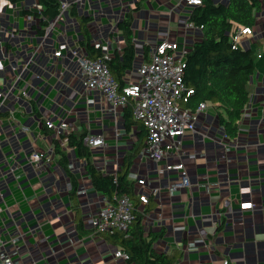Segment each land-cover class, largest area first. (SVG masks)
Segmentation results:
<instances>
[{
	"label": "crops",
	"instance_id": "obj_1",
	"mask_svg": "<svg viewBox=\"0 0 264 264\" xmlns=\"http://www.w3.org/2000/svg\"><path fill=\"white\" fill-rule=\"evenodd\" d=\"M123 1L127 15L131 14L134 19L139 64L145 46L152 49L176 35L177 42L181 43L178 31L181 23L190 20L191 7L179 6L176 0ZM261 1L254 35L243 37L240 46L244 50L253 49L257 57L262 58L257 59L256 73L249 87L250 101L240 121L238 138L233 140L227 136L220 112L209 103L197 131L188 133L183 141L190 189L171 196L170 186L179 183L181 175L173 172L159 178L145 150L131 168L130 180L136 184L140 179L148 181L149 203L143 205L138 196L139 204L133 201L142 212L146 211L145 229L148 234L158 236L154 248L172 257L174 264H224L227 261L229 264H264V0ZM87 2L96 12L97 23L102 28L98 41L104 45L109 42L112 54L121 50L124 39L120 33L112 35L111 26L120 19L122 0H89L86 7H77L89 16L90 13L85 12ZM184 9L189 11L188 15L176 14ZM140 12L142 22L138 27ZM72 13L73 10L66 19L76 23ZM21 17L22 14L17 24L20 28L25 27ZM2 21L7 22L4 18ZM68 34V39L53 35L36 56L19 85L27 88L30 99L11 106L15 111L13 119L5 117L0 127L3 241L16 264H129L115 258V253L123 249L110 240L111 235L97 236L94 232L92 221L109 200L94 189L86 162L63 143L73 165L69 169L72 180L55 160V141L59 138L41 121L47 116L56 126L69 123L70 133L85 130L88 135H105L106 147L93 151L92 160L107 175L118 173L124 157L138 141L135 129L128 134L122 127L123 110L119 122L122 136L117 142L111 108L104 106L96 93L85 96L79 66L68 52H64L59 61L50 62L49 56L67 42L70 47H76L78 25L76 31L70 28ZM185 36L184 43L193 44L200 40L201 33L194 32L191 38L188 34ZM38 45L36 31L9 46L7 56L23 62L27 53ZM137 71H133V77ZM226 138L230 152L223 146ZM36 152L46 156L38 168L30 162ZM73 182L78 192L74 191ZM150 189L160 191L154 195ZM246 201L255 204L253 211H241V204ZM15 224L26 235V240L17 245L12 243L17 236Z\"/></svg>",
	"mask_w": 264,
	"mask_h": 264
},
{
	"label": "built area",
	"instance_id": "obj_2",
	"mask_svg": "<svg viewBox=\"0 0 264 264\" xmlns=\"http://www.w3.org/2000/svg\"><path fill=\"white\" fill-rule=\"evenodd\" d=\"M86 1L89 0H65L61 2L60 13L58 17L50 22L46 27L40 26L44 18L32 15L31 12L41 13L38 0L33 7H29L28 1L21 4H15L8 0H0V127L4 123V118L12 120L14 117V109L18 102L29 100L27 88H20V82L23 81L24 74L34 64L35 58L45 48L47 42L53 35L65 37L68 39L69 29L77 30L75 22L69 23L66 15L72 12L74 7H86ZM142 2L143 0H137ZM202 1L181 0L180 5L195 8L202 6ZM227 1V0H222ZM7 3V4H6ZM6 4V5H5ZM88 8L85 12H89L93 18L94 25L91 24L92 33L97 35L102 28L97 23V14L87 2ZM121 5L123 11L120 19L111 26V34H119L118 24L126 18V4L122 0ZM134 9L136 4L132 5ZM25 10L28 11L26 16L21 17L25 23V27L17 26L20 14ZM88 13V14H89ZM6 19L7 22L2 20ZM8 18L11 21H8ZM7 25H10L9 27ZM37 26L36 28H33ZM196 28L190 20L185 23V35ZM38 34L39 45L33 47L31 53H27V57L23 62L17 58L7 56L9 46H12L17 40L24 38V35L36 32ZM253 29L240 30L235 38V46H241L243 37L253 36ZM27 37V36H26ZM76 47H70L67 42L57 52L49 56L50 62L59 61L64 57V52H68L70 58L79 66L80 76L84 87L85 96L93 93L98 94L102 99V104L111 108L115 117L114 137L117 142L120 140L122 133L119 129V122L122 119V113L129 105V100L134 102V118L136 121L144 124L148 132V145L144 153L149 162L156 168L159 178H163L167 174L177 172L181 175L179 183L171 184V196L178 191L191 188L190 177L186 167L184 157L186 152L183 148V141L188 133L194 134L197 131V124L201 117L206 114L209 105L202 103L196 111L184 109V105L188 103V98L195 94L194 90L187 89L184 84L185 57L188 55L190 48L187 42L181 44L177 41H170L160 44L151 49L149 57H141V67L137 71V82L134 80L133 72L130 77H126V88L123 94L120 93L119 84L114 80L107 61L112 58L110 43L102 44L97 41V47H103L105 56L98 60L89 57L86 50L79 44V35H76ZM23 47L22 43L19 44ZM258 58H262L261 55ZM41 121L45 126L59 138L63 133H70L71 127L69 123H62L56 126L44 116ZM227 138L223 143L226 152H230V144ZM85 145L93 151L106 147L105 135L89 134L85 139ZM118 147V146H117ZM46 159L44 153L36 152L30 157V162L38 168V164ZM51 160H48V163ZM73 168V165L70 166ZM148 181L140 179L136 185V194L143 205L149 203L147 193ZM159 189L151 190L154 195L159 193ZM255 204L252 201H246L241 204V211H253ZM0 208V214L2 213ZM135 207L127 195L115 198L114 202H108L104 210L93 219L92 227L97 236L112 234L115 232H127L135 220ZM17 236L12 241L14 245L18 242L26 240V235L15 224ZM115 258L128 262L130 257L122 250L115 253ZM0 264H16L13 256L6 250V244L3 241V232L0 229ZM224 264H229L225 262Z\"/></svg>",
	"mask_w": 264,
	"mask_h": 264
},
{
	"label": "trees",
	"instance_id": "obj_3",
	"mask_svg": "<svg viewBox=\"0 0 264 264\" xmlns=\"http://www.w3.org/2000/svg\"><path fill=\"white\" fill-rule=\"evenodd\" d=\"M8 1L21 4L29 0ZM38 3L42 12L31 14L44 18L46 21H41L40 26L46 27L58 17L61 1L38 0ZM261 9V0H203L202 6L192 8L189 17L196 28L195 31L200 32L201 36L199 41L192 44L185 57L184 84L187 89L194 90L195 94L188 98L184 109L194 112L202 103L212 104L220 112V121L227 136L233 140L239 136L240 121L250 101L249 87L256 73L258 59L253 49L244 50L240 46L236 47L234 38L240 30L256 27ZM27 14L28 11L25 10L22 15ZM71 17L78 25L80 46L91 59L103 58L104 48L95 45L98 37L92 33L93 19L82 14L77 7H74ZM133 25L134 19L131 14L120 21L118 31L125 45L121 50H116L111 60L106 62L114 80L119 84L121 94L127 86L126 77L135 71L138 65L139 51L136 48ZM36 27L33 25V28ZM150 51V47L145 46L142 55L148 58ZM134 105L130 99L128 107L124 109L122 127L128 134L135 129L138 141L124 157V164L117 174L107 175L95 166L92 160L94 154L85 145L88 136L85 130L61 134L55 141V160L60 168L73 177L69 172L71 166L69 151L63 144L66 143L70 150L77 151L79 157L86 162V170L94 189L110 202L123 195L130 197L132 202L137 201V184L129 177L134 160L147 148L149 138L144 124L134 118ZM73 185L74 191L78 192L76 182H73ZM138 204H134L135 220L129 230L109 234L110 240L129 255V264H174L172 257L158 253L154 248L158 236L147 233L143 224L146 211L142 212Z\"/></svg>",
	"mask_w": 264,
	"mask_h": 264
},
{
	"label": "rangeland",
	"instance_id": "obj_4",
	"mask_svg": "<svg viewBox=\"0 0 264 264\" xmlns=\"http://www.w3.org/2000/svg\"><path fill=\"white\" fill-rule=\"evenodd\" d=\"M176 2L177 3H179V0H176ZM28 3H29V7H33L35 4H36V0H29L28 1ZM7 4V3H6ZM5 4V5H6ZM149 5V4H148ZM188 13H189V11H187L186 9H184V12H181V10H178V12L176 13V14H178V15H188ZM141 14H142V12H140V13H138V18H137V26L139 27V25L141 24V20H142V16H141ZM149 14V13H148ZM20 20H22V19H20ZM183 20V19H182ZM166 27H168V26H166ZM137 29H139V28H137ZM136 29V30H137ZM174 34L176 33V32H173ZM192 33H194L193 31H190L189 33H188V37L189 38H191L192 36ZM177 34V33H176ZM178 36L180 37L179 39L181 40V44H184V40H185V23H181L180 24V29H179V31H178ZM176 37H177V35H176ZM176 37H173L172 38V41H177V38ZM188 44V47L190 48L191 46H192V43L191 42H189V43H187ZM137 67H140V65L141 64H139V61L137 60ZM138 70V68H136V71ZM134 78H138L137 77V73H135V75H134ZM136 80V82H137V79H135ZM204 116L205 115H203L202 117H201V119H200V121L204 118ZM199 121V122H200ZM189 173V172H188ZM190 176V175H189ZM186 191V190H185Z\"/></svg>",
	"mask_w": 264,
	"mask_h": 264
},
{
	"label": "snow or ice",
	"instance_id": "obj_5",
	"mask_svg": "<svg viewBox=\"0 0 264 264\" xmlns=\"http://www.w3.org/2000/svg\"><path fill=\"white\" fill-rule=\"evenodd\" d=\"M196 2H199V0H196Z\"/></svg>",
	"mask_w": 264,
	"mask_h": 264
}]
</instances>
